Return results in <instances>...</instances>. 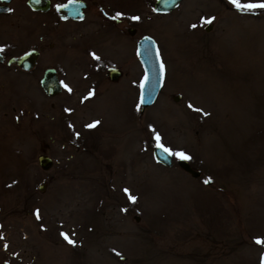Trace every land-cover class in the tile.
<instances>
[{
  "label": "rangeland",
  "instance_id": "1",
  "mask_svg": "<svg viewBox=\"0 0 264 264\" xmlns=\"http://www.w3.org/2000/svg\"><path fill=\"white\" fill-rule=\"evenodd\" d=\"M87 1L81 43L55 65L59 93L47 95L39 78L71 36L42 41V64L29 71L0 65V264H262L264 9L182 0L158 14L154 0ZM99 12L119 17L120 30L85 40ZM145 33L164 79L140 112L135 47ZM109 66L120 69L115 80ZM156 134L200 175L175 155L171 166L157 162ZM41 153L53 160L47 169Z\"/></svg>",
  "mask_w": 264,
  "mask_h": 264
},
{
  "label": "flooded vegetation",
  "instance_id": "2",
  "mask_svg": "<svg viewBox=\"0 0 264 264\" xmlns=\"http://www.w3.org/2000/svg\"><path fill=\"white\" fill-rule=\"evenodd\" d=\"M66 1L67 0H48V2H45V0H0V49H2V51H0V65H4L5 68L9 69L29 71L35 68L38 64H42L41 59L44 57L42 41H44L47 37H52L54 34L56 42L60 45L64 42V39L71 36L75 40L70 42V44H65V46H63L65 49L63 51L56 50L57 53L50 55V58L47 57L50 62H48L49 60H46L48 63L43 64V71L47 67H54L58 75L57 66L55 65L58 64L59 60L63 57V54H65V51H68L66 48L72 47L76 44L79 45L81 43L79 39L83 35V33L81 35L80 30L81 24L84 23V20L88 15L87 10L90 7V3L87 0H83L85 6L82 9L83 16L81 18L64 16L59 12L58 7ZM40 5L47 6L46 8H41ZM98 15L100 16V19L96 22L92 21L95 23V27L92 30L93 32L84 36L85 40L88 35H92L94 33L97 35L98 32L106 31V27L120 30L117 28V25L121 23V19L119 17H109L108 14H103L101 12H99ZM130 27L133 26H128L126 30L130 35H132L135 32L130 33ZM75 29L77 32L76 34L74 33ZM56 42H48L47 44L53 45L57 44ZM30 49H34L38 53L31 68L25 69L23 66L15 62H9L11 57L19 56ZM87 65L89 66V69L96 70L98 63H88ZM102 66L103 64H101V67ZM112 68H116L119 71V76L120 69L115 66H109L107 67L108 77L110 78L109 70ZM89 75L92 76L93 73ZM41 76L39 78V83ZM2 247L5 248V245ZM13 255L15 254H8L10 257H13ZM7 262L8 259L3 260L4 264Z\"/></svg>",
  "mask_w": 264,
  "mask_h": 264
},
{
  "label": "water",
  "instance_id": "3",
  "mask_svg": "<svg viewBox=\"0 0 264 264\" xmlns=\"http://www.w3.org/2000/svg\"><path fill=\"white\" fill-rule=\"evenodd\" d=\"M181 0H155L154 10L156 12H167L172 10L176 5L180 3ZM48 2V0H45ZM41 8H46L47 5H40ZM83 0H67L65 3L61 4L59 12L64 16H73L75 18H81L83 16ZM209 29V25L206 27ZM130 33L135 32V28H129ZM159 53L157 42L149 34H143L137 40L136 45V55L142 64L144 73L142 81L139 86V101L141 104L140 111L142 112L144 108L152 104L159 92V89L162 85L163 74L160 71V64L162 63L160 53ZM37 51L30 49L27 52L19 55L13 56L9 59V62H15L25 69H29L33 66L35 58L37 56ZM1 58V55H0ZM164 73V72H163ZM119 71L116 68L109 70V76L112 79L118 77ZM40 84L48 95H54L61 91V83L57 76V71L54 67H47L44 69ZM143 85V87H142ZM178 95L174 97L177 99ZM153 156L154 159L163 165L171 166L173 163L172 155H168L163 152V149L157 148V144L153 147ZM38 162L42 168L47 169L52 164V158L42 153L38 155ZM177 164L187 173L191 174L194 177L199 176L200 171L194 168L188 160L177 159Z\"/></svg>",
  "mask_w": 264,
  "mask_h": 264
},
{
  "label": "snow or ice",
  "instance_id": "4",
  "mask_svg": "<svg viewBox=\"0 0 264 264\" xmlns=\"http://www.w3.org/2000/svg\"><path fill=\"white\" fill-rule=\"evenodd\" d=\"M231 3L240 11H254L256 9H264V0H258V2H248V3H242L241 0H231ZM117 15H120V14H117ZM133 19H139V17H133ZM214 18H210V19H205V18H202L201 20V23L202 24H211L213 22ZM192 28H196L197 25L196 24H193L191 25ZM0 51H2V49H0ZM157 55H159V53H157ZM98 59V57H97ZM160 71H161V74H163L164 72V64L161 63L160 64ZM143 87V85H142ZM89 95H91V93H89ZM189 108H192V105L189 104ZM196 111H202L201 109H195ZM205 115H207L205 113ZM100 122L99 121H95L93 122L92 124H89V125H86V127L88 128H94L96 127L97 124H99ZM160 136L159 134H156L155 136V140L157 141V148L159 149H163V152L168 154V155H175L178 159L180 160H189L191 157L188 156L185 152L183 151H180V152H173L171 149L165 147L162 143H160ZM210 180L211 178L209 179H206L204 181L205 184H208L210 183ZM124 192L126 194H128L129 196V199L132 201V202H135L137 200V197L134 196V195H131L130 194V190L129 189H124ZM37 218H39V216H37ZM61 235L64 237V239L69 243V244H74L75 242L69 237L68 234L66 233H61ZM255 243L257 244H262L264 245V239H261V238H256L255 239ZM262 264H264V256H262Z\"/></svg>",
  "mask_w": 264,
  "mask_h": 264
}]
</instances>
